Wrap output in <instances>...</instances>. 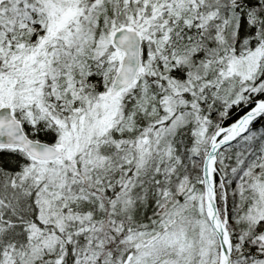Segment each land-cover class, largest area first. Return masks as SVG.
Masks as SVG:
<instances>
[{"label": "snow or ice", "instance_id": "1", "mask_svg": "<svg viewBox=\"0 0 264 264\" xmlns=\"http://www.w3.org/2000/svg\"><path fill=\"white\" fill-rule=\"evenodd\" d=\"M0 264H264V0H0Z\"/></svg>", "mask_w": 264, "mask_h": 264}]
</instances>
